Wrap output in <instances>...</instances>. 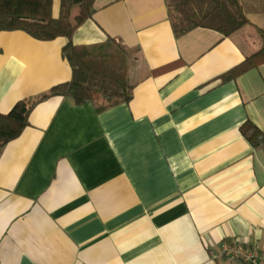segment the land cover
I'll use <instances>...</instances> for the list:
<instances>
[{"label": "crops", "instance_id": "1", "mask_svg": "<svg viewBox=\"0 0 264 264\" xmlns=\"http://www.w3.org/2000/svg\"><path fill=\"white\" fill-rule=\"evenodd\" d=\"M224 37H175L165 0H94L71 38L0 32V114L68 81V42L130 50L132 99L97 111L51 96L0 147V264H243L224 243L264 250V64L221 76L261 46L264 0Z\"/></svg>", "mask_w": 264, "mask_h": 264}, {"label": "trees", "instance_id": "2", "mask_svg": "<svg viewBox=\"0 0 264 264\" xmlns=\"http://www.w3.org/2000/svg\"><path fill=\"white\" fill-rule=\"evenodd\" d=\"M94 0H0V32L22 31L39 41L71 38L89 19ZM167 16L175 37L201 27L227 37L243 29L249 20L239 0H165ZM56 6V8H55ZM74 9L76 13L73 14ZM260 48L221 76L222 81L264 64V33ZM71 66L68 81L50 88L36 100H19L7 114H0V147L16 139L29 125L33 106L51 96L70 97L75 104L92 102L97 111L132 99L129 79L130 50L121 39L62 48ZM241 135L254 149L264 146V133L251 120L240 127Z\"/></svg>", "mask_w": 264, "mask_h": 264}, {"label": "built area", "instance_id": "3", "mask_svg": "<svg viewBox=\"0 0 264 264\" xmlns=\"http://www.w3.org/2000/svg\"><path fill=\"white\" fill-rule=\"evenodd\" d=\"M221 254L237 259L243 264H264V250L253 246H245L238 243H224Z\"/></svg>", "mask_w": 264, "mask_h": 264}, {"label": "rangeland", "instance_id": "4", "mask_svg": "<svg viewBox=\"0 0 264 264\" xmlns=\"http://www.w3.org/2000/svg\"><path fill=\"white\" fill-rule=\"evenodd\" d=\"M55 8H56V6H55ZM74 13H76V9H74L73 14H74Z\"/></svg>", "mask_w": 264, "mask_h": 264}]
</instances>
